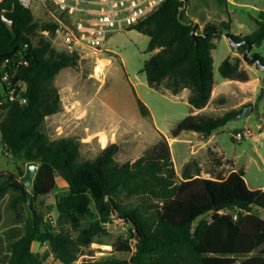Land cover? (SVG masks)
Instances as JSON below:
<instances>
[{"label":"trees","instance_id":"1","mask_svg":"<svg viewBox=\"0 0 264 264\" xmlns=\"http://www.w3.org/2000/svg\"><path fill=\"white\" fill-rule=\"evenodd\" d=\"M185 4L188 7V0H166L131 29L148 36V51L155 52L143 67L149 87L175 96L188 90L191 109L201 110L209 105L214 92L212 53L216 41L231 31V20L207 22V37L195 42L191 36L194 24L185 19L187 8L179 17ZM1 13L12 21L13 31L0 20V62L29 45V65L18 71V78L28 85L27 103L0 108L1 142L13 158L40 164L33 190L34 218L26 209V187L13 183L17 177L12 173H0V201L10 191L18 192L16 202L22 201L27 211L26 216L17 213L23 235L10 245L7 264H45L33 251L35 242L48 244L60 264H74L83 249L110 236L107 225L115 221L126 224L130 236L119 238L113 248L117 253L131 254L130 259L107 257L84 264H264V218L254 207L264 208V190L250 189L244 171H232L226 178H202L184 170L179 178L162 134L148 154L123 164L116 160L119 146L115 143L95 158L81 160L78 139H50L43 125L47 117L62 109L54 80L63 69L76 67L79 55L58 52L48 40L34 46L29 33L35 23L31 10L6 1L0 4ZM252 19L256 29L236 39L260 46L264 41V10ZM44 28L55 30L56 25ZM219 74L227 81L250 80L238 61L230 58L221 63ZM138 103L141 115L150 116L148 107L140 100ZM241 111L216 117L190 113L172 129L171 137L182 132L210 136ZM24 170L19 169V176ZM57 176L67 184L68 193L56 200L53 225L45 221L34 202L55 189ZM124 197L139 201L131 204L124 202ZM228 210L237 214L222 213ZM209 211L213 214L194 226V220Z\"/></svg>","mask_w":264,"mask_h":264},{"label":"rangeland","instance_id":"2","mask_svg":"<svg viewBox=\"0 0 264 264\" xmlns=\"http://www.w3.org/2000/svg\"><path fill=\"white\" fill-rule=\"evenodd\" d=\"M37 6L38 4H34L31 10L35 19L29 32L32 44L38 46L41 40H48L56 51L68 53L55 30L44 28L47 24H53L52 15L62 18V13L53 4L48 5V11L37 9ZM260 10H264V0H188L185 19L198 24L200 33L207 22L231 20V32L243 37L249 36L256 29L252 18ZM225 33L216 41L217 48L212 53L216 84L214 98L204 114L222 116L243 110L248 105H253V110L249 117L234 119L216 131L218 147L214 140L210 150L202 148L199 143L202 134L196 132H183L177 138L171 137L176 124L190 114L189 91L184 90L175 96L149 87L143 67L155 52L148 51L149 37L133 29L111 34L103 47L109 51L98 54L84 51L79 55L76 67L63 69L59 73L54 85L58 90L62 109L46 119L43 132L52 140L62 137L81 140L96 133L97 143L100 135H106L108 145L116 141L120 146L116 155L119 164L132 163L148 154L158 143L162 133L168 137L173 166L180 176L186 170L202 178H224L236 167L244 171L249 188L264 187V71L245 63L242 50L232 52ZM252 53L264 58V41L260 46H255ZM226 58H230L232 62L238 61L240 68L249 74L250 80L243 83L223 79L219 74V67ZM107 61L109 63L102 67ZM96 68H102L101 74H97ZM138 100L148 107L150 116L141 115ZM64 105H68L71 110ZM81 117L82 120H77ZM244 130L250 131L251 137L236 140L234 135ZM213 147L217 148L216 154L211 152ZM80 151L81 160H84L95 158L101 149L95 143L90 147L82 146ZM25 167L26 161L23 158H13L7 154L0 135V172H10L18 178L19 169ZM65 185L63 179L57 176L56 188L51 193L36 198L34 202L47 221L53 220V225L56 220L55 203L58 197L66 193ZM19 196L18 192L10 191L0 201V218L14 221L18 212L26 216L25 204L22 201L16 202ZM123 201L136 204L139 200L124 197ZM222 213L237 214V211ZM255 213L264 218L263 211ZM107 229L110 236L98 238L90 247L83 249L74 264L107 257L130 259L131 254L117 253L113 248L119 238H129L128 226L115 221L107 225ZM134 247L132 242V248ZM44 259L45 262L49 261L47 264L53 263L48 256Z\"/></svg>","mask_w":264,"mask_h":264},{"label":"built area","instance_id":"3","mask_svg":"<svg viewBox=\"0 0 264 264\" xmlns=\"http://www.w3.org/2000/svg\"><path fill=\"white\" fill-rule=\"evenodd\" d=\"M6 1H13L28 10H32L34 4H38L37 9L47 11L49 4L56 6L63 16L52 15L55 34L61 38L68 53L80 55L84 51L96 54L109 51L103 47L111 34L131 29L146 20L166 0H0V4ZM28 49L26 44L11 58L0 62V108L27 103L28 85L18 78V71L29 65ZM250 137L248 130L234 135L238 141ZM132 249L135 251V247Z\"/></svg>","mask_w":264,"mask_h":264},{"label":"water","instance_id":"4","mask_svg":"<svg viewBox=\"0 0 264 264\" xmlns=\"http://www.w3.org/2000/svg\"><path fill=\"white\" fill-rule=\"evenodd\" d=\"M187 8V5L185 4L182 8L179 10V17H181L182 12ZM0 20L7 26V28L10 31H13V24L12 21L9 20L3 13L0 14ZM191 36L193 41H197L201 38L207 37V31L203 30L201 33L199 32V25L194 24L193 29L191 32ZM225 37L229 43V46L232 50V52H238L242 49L243 46H246V49L242 51V59L245 63H247L249 66H254L258 70L264 71V63L261 61L260 57L257 54H253V48L255 47L253 43H251L247 39H241L237 40L236 35H234L231 31L225 33ZM253 110V105L246 106L239 115L235 117L236 120L245 119L250 116L251 112ZM262 130L264 131V124L262 125ZM40 164L38 162H27L26 167L24 170V173L19 176L18 178L13 180V183L15 184H23L26 187V209L30 216L34 218V209H33V190H34V183L36 176L39 171ZM255 208L264 211V208H260L256 205H254ZM213 214V211H209L206 213H203L199 215L194 220V226H197L200 221H202L204 218L210 216Z\"/></svg>","mask_w":264,"mask_h":264},{"label":"crops","instance_id":"5","mask_svg":"<svg viewBox=\"0 0 264 264\" xmlns=\"http://www.w3.org/2000/svg\"><path fill=\"white\" fill-rule=\"evenodd\" d=\"M206 24V23H205ZM205 26V25H204ZM215 84H216V81H215ZM214 98V92H213V95H212V99H211V102ZM211 102L209 103V105L204 108V109H201V110H196V109H191L190 107V113H193V114H204ZM64 107L68 108L69 110H71V108L68 106V105H64ZM89 114V113H88ZM56 115V114H55ZM205 115V114H204ZM53 116V115H52ZM50 117V116H49ZM49 117H47L46 119H48ZM84 118V117H83ZM77 120H82V117L81 119H77ZM220 130V129H219ZM218 131V130H217ZM183 133V132H182ZM182 133L180 135H182ZM162 134V133H160ZM103 135V134H102ZM163 135V134H162ZM179 135V136H180ZM106 136V135H105ZM160 136V135H159ZM165 136V135H164ZM178 136V137H179ZM202 140L199 141V143L201 144L202 148H206L208 150H210L209 148L211 147L210 145L212 144V142L215 140V146L218 147L219 146V142L215 139L216 138V131L213 132L210 136H205L202 134ZM107 137V136H106ZM166 138H168L167 136H165ZM97 138V135L96 133H94L93 135L87 137V138H82L81 140L78 139L79 143H80V149L82 146L84 147H90L92 145H94L95 143L97 144V146H99V148L101 149V151L106 147L108 146V143H106L105 146H103L100 142V139H101V135H100V139L97 142H95ZM107 142H108V138H107ZM113 143L117 144L116 141H114ZM112 144V143H111ZM119 146V144H117ZM119 149H120V146H119ZM216 149L211 148V152H215L214 154H216ZM100 151V152H101ZM81 152V151H80ZM99 152V153H100ZM97 156V155H96ZM238 170H242V169H238V168H233L230 172L232 171H238ZM243 171V170H242ZM4 172V171H2ZM230 172L227 173V175L225 176V178L230 174ZM1 173V172H0ZM10 173V172H8ZM13 174V173H12ZM178 174V173H177ZM195 176H197L196 174H194ZM178 176H180L178 174ZM181 177V176H180ZM61 178V177H60ZM64 181V180H63ZM65 182V181H64ZM56 185H57V177H56ZM67 186V184L65 185ZM56 188V186H55ZM251 189V188H250ZM256 189H263L264 190V187H258ZM256 189H253V190H256ZM68 193V186H67V190H66V193ZM63 196V195H62ZM40 197V196H39ZM59 198V197H58ZM36 206V205H35ZM37 211H38V208L36 207ZM39 212V211H38ZM40 213V212H39ZM54 213L56 215V209L54 210ZM46 222L50 223L51 221L53 220H50V221H47V219H45ZM23 235V226L17 222V220L15 219L14 221L13 220H7L5 218H0V264H7V260H8V257L10 256L11 254V249H10V245L12 244V242H14L16 239L20 238L21 236ZM33 251L34 253H37L39 254L42 258H46V256L49 257L50 260H52V264H60L57 260L54 259L53 255L51 254L50 252V247L48 244H41L39 242H35L33 244ZM49 254V255H48ZM49 261L45 262L46 264L48 263Z\"/></svg>","mask_w":264,"mask_h":264},{"label":"bare ground","instance_id":"6","mask_svg":"<svg viewBox=\"0 0 264 264\" xmlns=\"http://www.w3.org/2000/svg\"><path fill=\"white\" fill-rule=\"evenodd\" d=\"M108 63H109L108 61H107V62H104L102 67H105ZM97 66H98V65H97ZM96 72H97V74H101V72H102V68H96ZM99 77H100V76H99ZM100 142H101V144H102L103 146H105L106 143H107V137H106L105 135H101Z\"/></svg>","mask_w":264,"mask_h":264}]
</instances>
